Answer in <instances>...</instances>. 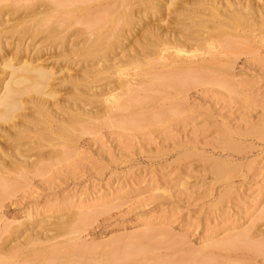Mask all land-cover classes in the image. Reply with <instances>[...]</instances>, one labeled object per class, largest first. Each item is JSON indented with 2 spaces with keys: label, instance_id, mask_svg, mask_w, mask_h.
<instances>
[{
  "label": "rangeland",
  "instance_id": "rangeland-1",
  "mask_svg": "<svg viewBox=\"0 0 264 264\" xmlns=\"http://www.w3.org/2000/svg\"><path fill=\"white\" fill-rule=\"evenodd\" d=\"M189 1L169 0V12L149 13L143 23L160 35L182 28L188 17L179 13L193 6ZM103 3L0 0V14L9 19L3 27L38 12L47 19L42 34L23 38L24 50L16 34L1 33L0 63L20 57L52 68L49 88L61 104L77 101L81 88L114 86L115 79L87 72L96 61L80 63L73 52L99 25L85 24L75 10L89 6L96 12ZM51 28L60 33L57 39L46 35ZM137 32L129 42L142 40ZM234 46L231 54L212 50L218 56L213 67L226 69L223 75L195 66L177 75L164 60L141 74L131 69L138 64L125 66L138 84L123 89L120 104L92 105L98 115L76 126L67 146L45 145L27 154L29 163L39 158L38 164L0 184V264L31 259L7 254L30 233L45 247L31 264H264V44ZM1 67L0 77L8 71ZM66 75L78 80L64 83ZM27 112L35 113L32 105ZM7 130L0 131V144L11 148ZM28 136L18 139L19 149L31 145ZM7 224L29 230L18 236L5 231ZM232 238L235 246L217 247Z\"/></svg>",
  "mask_w": 264,
  "mask_h": 264
},
{
  "label": "bare ground",
  "instance_id": "bare-ground-1",
  "mask_svg": "<svg viewBox=\"0 0 264 264\" xmlns=\"http://www.w3.org/2000/svg\"><path fill=\"white\" fill-rule=\"evenodd\" d=\"M90 1L92 0H80V3L85 4ZM103 2V7L96 12H92L89 6L78 7L75 10L78 13L77 18L83 20L84 23L86 22L85 24L94 22V24L99 25L92 33L90 32L92 37L89 34L87 37L84 36L81 45L77 44L79 50L75 49L73 52L76 51L77 55L75 56L81 59L80 63H82V60L88 64L96 61L95 64L86 66L90 68L87 72L98 80L115 79L114 86L99 88L95 92H89L91 88L83 90L80 87L82 90L80 89L78 92L75 90L77 93L74 92L78 96L77 101L74 102H78V105L74 102L72 104L76 106L72 105L71 99L68 103L72 106L65 105L63 102L66 100L64 99L61 104L54 89L49 88L50 81H52L55 73L52 68L28 58L19 57L17 60L3 58L4 60L1 61V71H8L2 73L0 77V131L5 132L8 127L6 135H9L8 139L14 143L11 148H6L0 144L1 186L7 183L11 174H26L28 170L30 171L38 164L39 158L30 163L27 161L31 158V155H27L30 152L33 153V151L45 145L51 147L67 146L66 143H69L72 137H76L74 136V132H77L76 126H85L98 115L96 111H92V105L97 103L117 105L125 91L138 84V81L136 84L134 83L136 81L132 80V76L129 75L130 72H128L129 74L124 72L125 66L129 68L138 64L131 69L141 74L159 66L153 63L154 60H164L166 66L177 71V75L184 74L192 66L210 69L217 75H223L227 72L226 69L213 67L218 61V56L215 53L218 55L224 52L234 53V45L238 42L264 44V0L189 1V3L193 2L191 3L192 7L184 8V11L182 8L180 13L173 10V12L176 11L177 14L183 15V17L184 15L188 17H185L187 18V23L184 21L186 25L184 24L183 27L181 26L182 28H176V30L169 32L166 30V34L160 32L161 35L159 32L153 31V27L148 28L146 23H143L144 18L151 14L160 13L162 9L168 10L171 7V0L170 2L169 0H163V2L161 0H103ZM167 4L168 6L165 7ZM185 4L186 6L189 5L188 3ZM22 7L24 6L13 7V13H16ZM97 7H100L99 4ZM5 15L0 14V34H16L15 39L18 38V43L23 42V46L26 41H23V38L29 35L34 39L42 34L43 29L41 28L47 21L43 14L38 12L33 14L32 17H22L11 25L3 27V23L9 21V19H4ZM139 25L141 27H138ZM46 30L45 33L48 38L60 34L52 28L49 31ZM135 30L138 31L137 33L142 31L140 34L142 40L138 38L133 43L132 41L129 42L128 40ZM54 38H56V35L53 40ZM23 46L21 50L28 48V42L26 47ZM2 47L4 48L5 45L0 38V51ZM166 61H169V63ZM95 65L96 68L94 69L93 66ZM192 75V78L199 77ZM66 76L68 80L63 79L64 83L78 80L71 75ZM128 76L129 78H125ZM107 85H111V83H106L104 86ZM65 103L68 104L67 101ZM28 104L32 105L35 113H24L25 106ZM20 127L22 129H19ZM86 128L88 129V127ZM14 129L19 130L14 131ZM10 130L11 132H9ZM24 133L26 135L32 134V137L28 136L32 142L31 145H28L29 147L21 150L19 148L22 145L18 143V139ZM12 137L14 138L12 139ZM57 155L59 157V153ZM37 224H45L50 227L47 221H40ZM52 226L63 228L62 224H52ZM20 227H25V225L12 226L7 224L4 229L6 232L18 236L24 235L29 230L27 227L25 229ZM24 237V246L15 245L7 254H11L8 256L10 259L18 256L19 260H29L31 258L29 261L32 262L33 257L40 252H44L45 247L40 245L39 236L36 234H25ZM245 239H250V237ZM237 241L232 238L228 241L219 242L217 247H233ZM73 248L74 246H69L68 249L71 251ZM29 261L26 264H31Z\"/></svg>",
  "mask_w": 264,
  "mask_h": 264
}]
</instances>
